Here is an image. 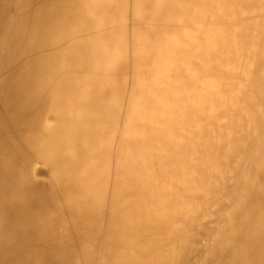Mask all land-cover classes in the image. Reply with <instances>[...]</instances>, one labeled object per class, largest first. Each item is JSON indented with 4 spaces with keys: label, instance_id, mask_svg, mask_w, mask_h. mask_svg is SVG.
<instances>
[{
    "label": "bare ground",
    "instance_id": "obj_1",
    "mask_svg": "<svg viewBox=\"0 0 264 264\" xmlns=\"http://www.w3.org/2000/svg\"><path fill=\"white\" fill-rule=\"evenodd\" d=\"M0 264H264V0H0Z\"/></svg>",
    "mask_w": 264,
    "mask_h": 264
},
{
    "label": "rangeland",
    "instance_id": "obj_2",
    "mask_svg": "<svg viewBox=\"0 0 264 264\" xmlns=\"http://www.w3.org/2000/svg\"><path fill=\"white\" fill-rule=\"evenodd\" d=\"M226 81H227V80H224V81H221L220 83L224 84V83H226ZM238 103H239V102H238ZM240 104H241V102H240ZM197 204H199V201L197 202Z\"/></svg>",
    "mask_w": 264,
    "mask_h": 264
}]
</instances>
